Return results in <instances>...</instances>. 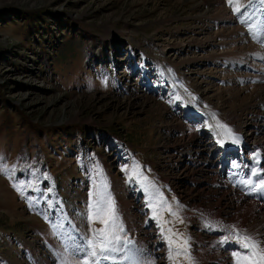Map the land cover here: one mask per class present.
<instances>
[{
    "label": "rangeland",
    "instance_id": "obj_1",
    "mask_svg": "<svg viewBox=\"0 0 264 264\" xmlns=\"http://www.w3.org/2000/svg\"><path fill=\"white\" fill-rule=\"evenodd\" d=\"M263 86L264 0H0V264H82L100 196L145 264H172L149 203L186 238L202 212L264 237V206L242 207L201 139L261 129L264 107L229 98ZM203 233L197 263L233 264Z\"/></svg>",
    "mask_w": 264,
    "mask_h": 264
},
{
    "label": "snow or ice",
    "instance_id": "obj_2",
    "mask_svg": "<svg viewBox=\"0 0 264 264\" xmlns=\"http://www.w3.org/2000/svg\"><path fill=\"white\" fill-rule=\"evenodd\" d=\"M228 2L230 5H233L234 0H228ZM233 10L241 13V6L237 4L233 7ZM216 127L229 136L234 143L239 142V137L233 135L232 130L226 124L217 121ZM220 143L223 144L224 140H221ZM0 170L4 169L0 168ZM246 183L252 185L253 181L248 180ZM252 191H264V179H260L259 183L254 185ZM89 207L91 209L89 219L93 222L97 220L101 221L104 227L93 230V239L88 240L83 249L77 247L72 249V251L84 252L86 258L82 260V264H102L103 261L108 259L115 260L114 253L121 252L124 246L132 244V241L126 235H121L124 232V228L119 222L115 202L110 196L107 198L100 196L94 199ZM149 207L153 209V218L157 219L161 235L167 241L169 261L172 264H177V257L183 256L188 264H195L194 258L190 253L189 239L184 237L182 233L174 231L172 227H168L172 222L163 219L162 213L157 211L156 204L149 203ZM167 211L179 220L180 223H183L178 211L173 212L171 205L167 206ZM230 239H234L239 249H241L232 252L234 264H264V247L261 246L264 244V241L242 233L235 225L231 226L230 235L225 236L223 242H227ZM132 252L133 250L129 249L130 254L124 257V261L126 264H139V260ZM61 264H71V257L67 254L62 255ZM152 264H155V262L153 261Z\"/></svg>",
    "mask_w": 264,
    "mask_h": 264
},
{
    "label": "bare ground",
    "instance_id": "obj_3",
    "mask_svg": "<svg viewBox=\"0 0 264 264\" xmlns=\"http://www.w3.org/2000/svg\"><path fill=\"white\" fill-rule=\"evenodd\" d=\"M213 7V6H212ZM211 8V7H210ZM214 8V7H213ZM212 10V9H211ZM227 14V13H226ZM226 14H223V15H226ZM227 16V15H226ZM235 32V31H234ZM253 46H255L254 44H253ZM262 89H264V86H263V88ZM264 91V90H263ZM259 95H261V93H259ZM262 97V96H261ZM241 98V99H240ZM230 99V103H229V105L230 106H234V107H236V106H238V108L241 110V111H245V110H247V107H249V108H251V107H253V105H254V107L253 108H261L262 110H263V107H264V104L262 105L261 104V106H258V107H255V105H257V104H259V103H261V102H264V100L263 101H259V103H247V101H248V99H247V97H242L241 96V92H239V93H234V94H232L231 95V98H229ZM239 100V101H241L242 103H240L239 102V104H236V100ZM231 107V108H232ZM233 111V110H232ZM255 126H258V125H255ZM260 126V125H259ZM264 126V123L261 125V127H263ZM259 129V135H258V132H257V130ZM247 136H249V140H252V143L253 142H255V141H257L256 139H258V137H260V138H262V141L264 140V133H263V130H261L259 127H255V130L253 131V133H252V135L250 136V135H247ZM257 146L258 147H263L264 148V142L263 143H259V142H257ZM244 219H245V216H244ZM244 219H243V221H244Z\"/></svg>",
    "mask_w": 264,
    "mask_h": 264
},
{
    "label": "trees",
    "instance_id": "obj_4",
    "mask_svg": "<svg viewBox=\"0 0 264 264\" xmlns=\"http://www.w3.org/2000/svg\"><path fill=\"white\" fill-rule=\"evenodd\" d=\"M9 238V237H8Z\"/></svg>",
    "mask_w": 264,
    "mask_h": 264
}]
</instances>
